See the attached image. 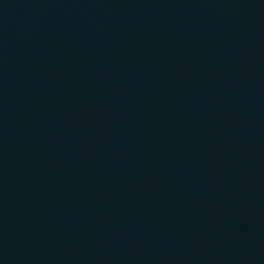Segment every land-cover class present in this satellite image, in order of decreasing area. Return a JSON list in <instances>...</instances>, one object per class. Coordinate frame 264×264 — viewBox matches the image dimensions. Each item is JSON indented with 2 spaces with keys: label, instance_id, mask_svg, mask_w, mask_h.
<instances>
[{
  "label": "water",
  "instance_id": "95a60500",
  "mask_svg": "<svg viewBox=\"0 0 264 264\" xmlns=\"http://www.w3.org/2000/svg\"><path fill=\"white\" fill-rule=\"evenodd\" d=\"M0 264H264V0H0Z\"/></svg>",
  "mask_w": 264,
  "mask_h": 264
}]
</instances>
